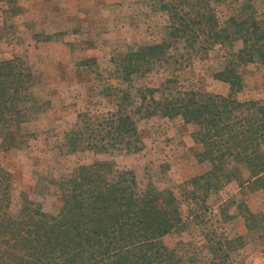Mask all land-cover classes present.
<instances>
[{
	"label": "trees",
	"instance_id": "1",
	"mask_svg": "<svg viewBox=\"0 0 264 264\" xmlns=\"http://www.w3.org/2000/svg\"><path fill=\"white\" fill-rule=\"evenodd\" d=\"M222 0H161L169 17L167 37L159 44L132 49L111 59L109 79L102 95L113 107L104 113L81 111L67 133V148L96 153L144 149L139 121L155 116L181 118L196 127L202 143L200 163L210 168L190 181L192 199L207 201L234 180L240 188L264 184V101L237 98L246 85L243 71L249 65L264 68V13L250 0L237 16L219 21L214 2ZM242 48L234 50L235 43ZM208 53L217 45H230L224 68L214 76L229 84L228 96L169 88H153L138 80L157 65L177 64L172 50ZM37 75L22 58L0 62V134L4 152L28 145L23 132L27 108L36 103ZM167 84L172 83L168 79ZM158 94H161L158 97ZM244 170L248 177L244 178ZM62 206L46 212L41 203L20 194L14 210L12 174L0 164V264H199L197 252L180 256L164 242L183 229L181 202L171 189L150 184L139 189L132 170H116L109 162L80 166L59 184ZM203 193V197H200ZM248 234H256L264 249V211L255 213L240 205ZM247 246L244 235L235 238L212 230L206 236V264H246L239 260Z\"/></svg>",
	"mask_w": 264,
	"mask_h": 264
},
{
	"label": "rangeland",
	"instance_id": "2",
	"mask_svg": "<svg viewBox=\"0 0 264 264\" xmlns=\"http://www.w3.org/2000/svg\"><path fill=\"white\" fill-rule=\"evenodd\" d=\"M248 1L222 0L213 6L224 24ZM250 2L254 8L246 16L264 13V0ZM168 25L161 0H0V62L20 57L38 78L36 103L28 106L23 125L28 145L9 153L0 149V164L12 174L16 189L14 210L24 194L41 203L46 212L57 213L62 206L58 187L62 179L71 177L80 166L109 162L116 170H132L141 191L153 184L176 194L184 226L164 242L180 256L186 259L197 252L199 264H206V236L219 230L231 238L245 236L247 246L239 260L264 264V249L256 234L247 233L238 208L243 204L250 211L263 212L264 184L240 188V181L234 180L206 202L192 199L190 193L196 188L190 181L210 168L199 162L204 148L196 140L194 125L161 116L139 121L144 142L140 153L120 149L71 152L67 148L66 135L81 111L104 113L113 107L101 93L107 84L116 83L109 79L112 57L169 40ZM240 48L241 42L235 43L234 50ZM231 49L217 45L205 54L186 50L184 44L176 46L172 53L177 64L157 65L137 83L169 88L173 94L193 90L228 96L229 84L214 75L224 68ZM243 76L246 87L237 98L264 101V68L249 65ZM168 79L172 83L167 84ZM243 175L247 178L248 171Z\"/></svg>",
	"mask_w": 264,
	"mask_h": 264
}]
</instances>
